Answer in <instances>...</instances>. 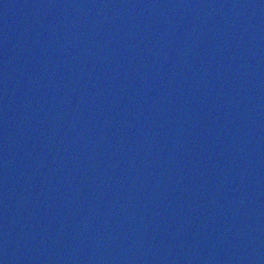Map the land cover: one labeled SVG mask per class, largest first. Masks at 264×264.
Instances as JSON below:
<instances>
[{
  "label": "water",
  "instance_id": "water-1",
  "mask_svg": "<svg viewBox=\"0 0 264 264\" xmlns=\"http://www.w3.org/2000/svg\"><path fill=\"white\" fill-rule=\"evenodd\" d=\"M0 264H264V0H0Z\"/></svg>",
  "mask_w": 264,
  "mask_h": 264
}]
</instances>
